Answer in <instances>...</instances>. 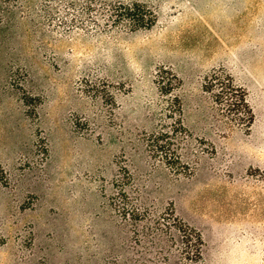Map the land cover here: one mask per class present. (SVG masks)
I'll return each mask as SVG.
<instances>
[{
	"label": "rangeland",
	"instance_id": "rangeland-1",
	"mask_svg": "<svg viewBox=\"0 0 264 264\" xmlns=\"http://www.w3.org/2000/svg\"><path fill=\"white\" fill-rule=\"evenodd\" d=\"M0 264H264V0H0Z\"/></svg>",
	"mask_w": 264,
	"mask_h": 264
},
{
	"label": "trees",
	"instance_id": "trees-1",
	"mask_svg": "<svg viewBox=\"0 0 264 264\" xmlns=\"http://www.w3.org/2000/svg\"><path fill=\"white\" fill-rule=\"evenodd\" d=\"M144 6L138 3L129 4H119L114 7L112 13L110 14L111 19L109 20L112 24H117L124 26L127 29L137 30V29H149L154 25L156 17L153 13H149V17L145 16L142 12ZM146 14V13H145ZM204 89L213 95L215 102L226 109L227 120L229 123L234 125H251L253 122V114L246 102L244 92L236 87L232 79L227 75L213 76L205 82ZM179 126L181 123L179 122ZM182 130V128H180ZM177 132L178 130H173L172 135L175 134L174 138H169L166 146H172L171 155L176 163H180V158L176 154L177 149L175 148L178 142ZM166 138V136H163ZM164 148V147H162ZM175 148V149H174ZM164 226V225H163ZM170 226V225H169ZM171 228L174 226L171 225ZM183 239L188 242H192L196 247L194 257L199 259L200 257V247L202 245L201 239L198 235H183ZM191 261H194L191 259Z\"/></svg>",
	"mask_w": 264,
	"mask_h": 264
}]
</instances>
